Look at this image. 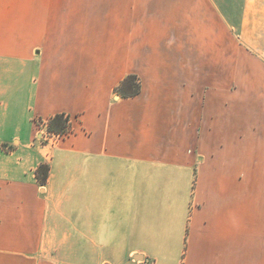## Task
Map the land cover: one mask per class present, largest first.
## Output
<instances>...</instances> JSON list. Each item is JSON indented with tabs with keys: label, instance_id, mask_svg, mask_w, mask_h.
Returning <instances> with one entry per match:
<instances>
[{
	"label": "crops",
	"instance_id": "crops-1",
	"mask_svg": "<svg viewBox=\"0 0 264 264\" xmlns=\"http://www.w3.org/2000/svg\"><path fill=\"white\" fill-rule=\"evenodd\" d=\"M145 260L264 264V0H0V264Z\"/></svg>",
	"mask_w": 264,
	"mask_h": 264
},
{
	"label": "trees",
	"instance_id": "trees-1",
	"mask_svg": "<svg viewBox=\"0 0 264 264\" xmlns=\"http://www.w3.org/2000/svg\"><path fill=\"white\" fill-rule=\"evenodd\" d=\"M135 79H137L135 75H128L119 83L115 91L123 95L126 94V96L137 94L139 91V81L135 82ZM45 122L47 131L51 135L61 136L66 134L70 129V116L64 112L50 116ZM48 172L49 166L47 164L41 163L37 166L35 169V177L40 184L46 182Z\"/></svg>",
	"mask_w": 264,
	"mask_h": 264
},
{
	"label": "rangeland",
	"instance_id": "rangeland-1",
	"mask_svg": "<svg viewBox=\"0 0 264 264\" xmlns=\"http://www.w3.org/2000/svg\"><path fill=\"white\" fill-rule=\"evenodd\" d=\"M137 77V75H135ZM127 77V76H126ZM125 77V78H126ZM135 82H138V77L137 79L134 80ZM36 121V125H38L42 130L40 131L41 132V135L42 137H40L42 140H44V137H46L47 135H50L49 132L47 131V128H46V122L45 121H42V120H35ZM43 125V126H42ZM52 137H55V135H51Z\"/></svg>",
	"mask_w": 264,
	"mask_h": 264
},
{
	"label": "built area",
	"instance_id": "built-area-1",
	"mask_svg": "<svg viewBox=\"0 0 264 264\" xmlns=\"http://www.w3.org/2000/svg\"><path fill=\"white\" fill-rule=\"evenodd\" d=\"M143 264H149V262L145 260V261L143 262Z\"/></svg>",
	"mask_w": 264,
	"mask_h": 264
}]
</instances>
